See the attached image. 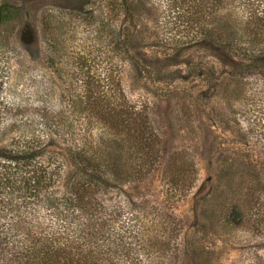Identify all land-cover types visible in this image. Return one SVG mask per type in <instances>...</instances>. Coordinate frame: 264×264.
I'll return each mask as SVG.
<instances>
[{"label": "rangeland", "instance_id": "1", "mask_svg": "<svg viewBox=\"0 0 264 264\" xmlns=\"http://www.w3.org/2000/svg\"><path fill=\"white\" fill-rule=\"evenodd\" d=\"M101 3L0 0V162L17 140L34 134L61 143L41 118L44 112L54 113L60 103L66 114L75 110L70 116L79 122L78 133L87 128L84 99L75 108L67 105V91L47 63L46 43L59 35L70 57L80 50L102 55L101 49L104 62L90 64L92 75L103 78L115 69L122 78V102L144 110L148 130L161 141L162 158L153 171L123 182V190L133 197L129 205H118L125 217L138 210L146 240L157 246L164 242L163 230L177 219L182 225L178 242L182 249L191 245L195 264H253L256 254L264 252V240L253 234L249 218L230 225L224 213L235 202L246 213L264 207V172L258 174L264 166V128L258 124L257 105L264 101V88L253 77L244 81L234 75L213 49L200 45L181 48L170 61H161L160 48L147 44L144 54L151 67L136 74L113 57L109 25L98 28L99 18H106ZM105 124L95 117L89 127L104 145L100 158L114 135ZM139 154L124 157L121 166H139ZM42 179L34 191L40 208L50 192H65L51 191ZM109 192L123 195L117 188ZM158 212L166 218L165 212L173 213L172 220L161 219Z\"/></svg>", "mask_w": 264, "mask_h": 264}, {"label": "trees", "instance_id": "2", "mask_svg": "<svg viewBox=\"0 0 264 264\" xmlns=\"http://www.w3.org/2000/svg\"><path fill=\"white\" fill-rule=\"evenodd\" d=\"M101 7L107 21L99 18L98 28L109 25L113 57L136 74L151 67L144 54L147 44L160 48L161 61H170L181 48L200 45L213 49L234 75L244 81L253 77L264 88V0H102ZM46 51L47 63L67 91V105L75 108L84 99L87 128L78 133L79 122L70 116L75 110L66 114L60 103L41 118L61 143L34 134L17 140L15 149L1 157L0 264H195L191 245L182 249L178 242L182 225L175 218L170 221L173 213H164L170 222L156 214L170 223L157 246L146 240L138 210L127 211V219L118 206L133 198L123 182L144 178L158 165L161 141L148 130L144 110L122 102V78L115 69L103 78L92 75L90 64L104 62V51L80 50L70 57L59 35L46 43ZM257 105L258 124L264 128V101ZM95 117L114 134L103 158L98 152L104 145L89 128ZM138 153L139 166H121L124 157ZM258 170L264 172V166ZM42 178L51 191L65 192H50L40 208L34 191ZM114 188L123 195L110 196ZM245 213L235 202L224 219L239 225L249 218L253 234L264 240V207ZM256 255L253 264H264V252Z\"/></svg>", "mask_w": 264, "mask_h": 264}]
</instances>
